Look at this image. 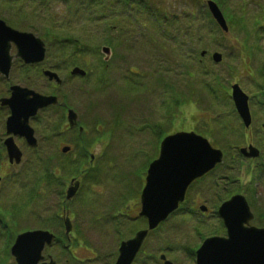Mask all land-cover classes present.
Wrapping results in <instances>:
<instances>
[{"label":"rangeland","instance_id":"374dc122","mask_svg":"<svg viewBox=\"0 0 264 264\" xmlns=\"http://www.w3.org/2000/svg\"><path fill=\"white\" fill-rule=\"evenodd\" d=\"M45 1L48 8L40 11L36 0H0V18L22 32L34 33L37 35L35 37L42 41L44 38L39 37L38 34L43 36L48 34L50 41H46L44 66L52 67L64 79V86L60 89L66 96L63 99L77 111L86 130L92 132V144L95 143L92 152L97 161L93 169L89 165L86 166L83 193L86 188L90 190L83 199L86 202L79 197V203L73 201L68 210V215L73 213L71 214L73 225H77L74 232L75 239L71 238L70 243L76 254L81 256L76 257L77 260L73 257L67 260L69 253L68 250L63 253L65 251L63 246H67L69 241L63 239L60 243L54 241L46 247L44 250L46 259L47 255H51L57 264H72L69 263L70 261L76 262L75 264H112L116 259L120 241L131 237L134 231L146 228L143 220L138 216L141 208L139 195L147 164L151 158L155 159L158 155V136L160 129L163 128L167 133L180 129L194 130L206 138L210 136V142L218 148H221V144L226 146L222 142L224 139L236 147L252 143L262 151L257 159H245L241 156L237 158L236 150L232 149V156L226 157L219 168L194 181L187 193L185 192V201L180 209L148 234L143 248L146 252L145 256L149 257L140 255L138 257V264H162L158 258L164 253L174 264H195L194 252L202 241L208 236L222 232L223 225L217 209L223 201L234 193H241L246 197L251 193V197H261L260 200L264 201L263 113L256 103V105L250 103L252 123L251 127L246 129L239 121L233 105L228 102L229 96L225 88L220 90L218 84H214V89L210 90L212 96L217 94L218 96L214 97L213 103L210 104L207 88L197 86L202 82L196 83L194 80H211V75L209 77L207 73L212 70L220 76L224 87L238 82L246 93L256 94L260 81H264L259 75L260 69L264 67V0H225V2L215 0L225 11L227 30L219 26L211 27L206 21V10H208L206 0H154L156 4H162L160 6V11L164 14L161 15L162 20L147 15L145 10H140V13L139 5L135 4V0ZM143 2L147 4L146 6H150L152 0H143ZM230 19L233 21L231 22ZM158 23L161 26L156 27ZM107 26L111 29L107 30ZM178 27L182 32L181 38L177 37L180 34ZM110 31V37L114 40L112 41L114 57L108 67L99 65L100 62L103 63L101 57L98 56L97 51L93 52L88 46L82 52L85 57L76 53L77 44L79 47H83L86 43L99 45L100 41L108 38ZM58 39H61L59 40L61 42ZM63 39L69 40L62 41ZM73 43L76 44L71 46ZM203 50L209 54L201 55ZM214 51L222 53L221 63L213 60L211 54ZM110 58L111 55L106 57L108 60ZM83 60L87 62V66ZM69 62L83 63L84 67L90 69L89 77L68 80L69 70L73 67H69ZM17 65L13 69L14 76L19 72L20 66ZM98 66L102 67L98 68ZM187 72H191L194 78ZM139 74L146 76L142 79L143 86L126 85L125 79H139ZM27 75L29 74L23 72L14 80L15 83H20V79H23V85L38 81L33 84L36 91L41 93L51 91L40 72L36 73V79H31ZM159 79H163L167 84V89L166 85L162 87L166 93L164 94L162 90L155 93L148 92L151 88H159ZM226 80L229 81V85ZM101 82L103 88L99 90L98 85ZM4 93L5 90L1 89L0 84V96ZM172 96L174 99L176 97L180 99V109H176V105L173 108L163 105L162 98H165L166 103V99H173ZM121 100L129 102L124 105L125 122L120 123L116 128L110 126L108 120H105L104 124L105 129L115 128L122 132L117 137L101 139L99 132L95 130L102 129L104 124L95 125L97 112L104 113V118L107 119L110 117L108 112L110 105H115ZM94 103L96 106L100 103L101 106L96 109L93 107V110L87 108ZM8 115L4 107H0V121ZM45 116L46 114H41L40 120ZM55 121V119L50 122L43 120L38 127L32 124L39 138V149L25 150L24 162H29L32 157L43 151L48 161L52 158L53 163V152L56 147L49 142V135L54 130L49 123L53 125ZM220 125H228L223 130V138L218 132ZM57 137L59 140L55 142H59L60 145L69 144V138L65 134ZM18 144L23 149V143L18 142ZM73 158L71 156V159ZM40 162L42 164L41 160ZM52 163L49 162L47 165L52 173L49 169L43 168L39 173L34 171L32 179L30 169L23 171L22 177L27 181L31 180L26 187L23 184L26 192L31 193V197L33 192L36 196L42 193L41 197L45 195L53 207L56 203L52 194L53 187L66 178L78 175V171L73 170V167L52 168ZM41 164L37 166L40 167ZM18 170L19 168L4 171L10 174ZM92 171L96 173L94 184H92ZM2 175L3 170L0 172V176ZM55 175L60 177L59 182L53 180ZM18 176L20 177V174ZM19 177L13 178L9 183L14 194L25 190L15 185L19 184ZM22 177L20 179L23 180ZM7 190L6 185L4 189H0V205L13 209L11 203L13 192ZM62 195L64 196V191ZM60 199L61 202H66L65 197ZM28 201L20 202L21 214L24 213V216L17 218V227L43 228L48 224V219L55 220L52 211L46 213L42 209L32 216L28 211L36 204L37 199L30 200V205ZM121 203L124 204L120 211L125 213L124 217L127 219L119 229L111 221L109 211L111 206L115 207ZM201 205L208 209L203 212L204 214L199 212ZM90 208L95 209L89 210ZM258 209L264 211V203L258 205ZM106 212L109 213L106 215ZM255 221L252 223L256 224ZM48 228L58 235L56 229ZM11 233L13 235L15 229L11 230ZM6 239L7 236L0 235V248L5 244ZM74 241L78 243L77 246L73 244ZM106 254L108 257L103 260ZM4 256L1 255L0 259ZM142 258L146 260L145 263H139ZM5 262L7 259L0 261V263ZM7 263L15 264L13 257L9 258Z\"/></svg>","mask_w":264,"mask_h":264},{"label":"water","instance_id":"95a60500","mask_svg":"<svg viewBox=\"0 0 264 264\" xmlns=\"http://www.w3.org/2000/svg\"><path fill=\"white\" fill-rule=\"evenodd\" d=\"M208 8L224 30H227L226 21L218 5L208 2ZM13 38L21 58L26 63L39 62L44 59L45 47L42 40L28 32H20L6 25L0 19V41ZM11 41V40H9ZM0 46V71L6 73L10 68L11 57L2 51ZM220 53H214L213 59L219 62ZM73 73L84 74V71L75 68ZM47 75L56 76L47 71ZM233 99L236 108L249 126L251 118L248 109V96L239 85H233ZM57 102L55 96H44L34 90L15 86L9 98L2 101L8 105L11 115L6 121L9 133L18 134L27 139L28 143L35 145L33 130L28 125L30 116H34L40 108ZM75 114L70 111V121ZM10 159H20L21 152L15 146L12 138L6 140ZM68 148H64L67 151ZM241 149V152L250 157L259 155V150L253 146ZM222 160V152L212 148L209 142L193 132H178L168 135L161 142L159 156L153 160L147 170L146 183L142 190L141 215L148 217V229L155 228L169 213L175 210L179 201H182L187 186L196 178L212 170ZM72 193H69L71 196ZM205 210L204 207H202ZM227 229L226 236H213L207 238L196 251V264H264V227L249 225L253 218L246 198L235 195L224 202L219 210ZM66 233L72 230L69 218L65 219ZM148 229L140 230L135 237L121 243L120 255L115 264H132L135 255L140 250ZM54 235L48 231L35 230L21 234L13 247V252L19 264H38L44 257L42 251L46 244H51ZM164 264H173L161 255ZM42 264H55L54 261Z\"/></svg>","mask_w":264,"mask_h":264},{"label":"flooded vegetation","instance_id":"af4514ba","mask_svg":"<svg viewBox=\"0 0 264 264\" xmlns=\"http://www.w3.org/2000/svg\"><path fill=\"white\" fill-rule=\"evenodd\" d=\"M59 40H61V39H58V41ZM62 41H65V39H63ZM2 42H3V46H4L2 51L11 57V63H10V68L8 69V71L6 73L0 71L1 89L5 90V93L2 96H0V107H4V110L6 111V113H9V115L7 117H5V119H2L0 121V170L1 169L6 170V169L19 168L18 171H19L20 177L18 176L19 175L18 171L16 173H10V176H13L15 178L19 177V188L23 189V184L26 187L27 185L30 184L31 181H23L22 179H20L22 177V172L33 169V168H37L38 167L37 165L41 164L40 153H43V151L39 152L36 156L32 157L29 162L22 161L20 163H17L15 158L10 159V157L8 156L7 147H6V140L8 138H12L18 146H19L18 142L23 143V149L19 146L21 148L23 154H24L25 150L26 151H28V150L33 151V150H36L37 148H33V146H30L28 144V142L24 138L18 136V134L9 133L7 131L6 121H7L8 117L11 115V109L8 105H2V101L5 98H9L11 96L13 87L20 86V87H27L29 89H34L33 84L37 83L38 81H32V84L28 83V84L23 85V82H22L23 79H20L19 82L21 84L15 83L14 80L19 78L23 74V72L29 74L27 76L31 79H36V73L40 72L42 77L45 78L43 80L49 84L50 90H51L50 92H45V93L52 94L51 96L56 95L58 97V100H57V102L50 103L47 106H45L44 108L38 110V112L34 116L29 117L28 122H29L30 126L33 128L35 126H32V124L37 125V127H38L40 122H42L43 120H47L50 122L51 120L55 119L56 121L54 122L53 125L51 123H49L50 127H53V128H55L57 123L61 122V124H60L61 128L58 129V131H56L54 129L52 131V134L49 135V138H50L49 142L50 143L52 142L54 144V147H56L54 149V152H53V163H52V158L49 159V162L52 163L51 164L52 168L65 169L68 167H73V168H76L75 169L76 171H77V169H79V175L78 176H71V177L66 178L65 180H63L61 182H59L60 177L58 175H55L53 180L54 181L57 180V182H59V183L53 187L52 194L54 196V199L61 201L60 198L67 197V192L70 190V188L75 186L76 180H79L80 186L77 188L75 196L71 199V201H77L78 202L79 197H81L80 199H82V200L85 199L86 198L85 197L86 190L83 193V191L85 189V185L83 187V182H84L85 174L87 172L86 166L89 165L93 169V167L96 166V164H97L96 156L88 150V146H93V145H95V143L92 144V139H91L92 132L89 133L86 130L83 122L81 121V118L78 116L77 111H75L76 115H75V118L72 120V122L70 123V121H69L68 111L70 109H72V107L69 106L68 101H64L63 98L59 97L60 94L61 95L63 94V92L60 89L62 88V86H64V82H65L64 79L61 80L60 82H57V81L55 82L54 78H52V79L46 78L44 76V74H45L46 69L49 67L44 66V61L41 63H39V62L38 63H26V62H24V60L21 58V56L19 54L20 52L17 48L16 41H0V43H2ZM16 64H18L17 66H20V68H19V72H18L17 76H14L13 75V69H14V67H16ZM23 69L25 71H23ZM76 77H78V75H72L69 71V79L68 80H72V78L74 79ZM131 79H133V78L129 79L131 85L135 84V82L131 81ZM102 88H103V82H101L98 85L99 90H101ZM6 93L8 95H5ZM110 101H112V100H110ZM96 103H98V101ZM96 103L89 105L87 108H90L92 110L94 109L93 107H95V109H96V107L99 108L101 106V104L99 103L98 106H96L95 105ZM123 106H124V100H121L118 103L116 102L115 105H110V109L108 110V112L111 114H115L118 111H120L123 108ZM43 113L46 114V116L44 117L43 120H40V115ZM89 113H91V112L89 111ZM97 113L100 115L102 114L100 112H97ZM99 124H100L99 121L97 123H95L96 126H98ZM82 127H83L84 131L81 133L80 128H82ZM34 130H35V128H34ZM95 131H98L101 139H105V140H107L108 138H111L113 136L117 137L119 135V133L122 132L120 130L117 131L116 129H99V130L96 129ZM85 132H87L89 134H86ZM61 134H65L67 136V138H69V144L60 145L59 142L58 143L55 142V141L59 140V138L57 136H59ZM42 137H44V136H42ZM73 141H74V143H76L78 145L79 151H77V152H73V149L75 146ZM38 142H39V138H38ZM63 146H70L71 150L68 152H63L62 151ZM70 156H73L74 158L71 159V158H69ZM88 156H89V158H88ZM68 158L70 160H67ZM90 161H91L92 165H91ZM49 171L52 173L51 169ZM6 177L7 176H4V175L0 176V189L5 188L4 180L6 179ZM11 180H12V178H11ZM20 180H22V181H20ZM63 191H64V196L62 195ZM25 196L26 197H24V195H23V191L22 192L17 191L16 194L12 193L11 203H13V209H11V212L8 215L9 217H12V216L16 217L19 214L18 210L20 209V202H24L25 200H33V199L42 198V197H31L30 198V197H27L28 196L27 194ZM0 198H1V196H0ZM83 202H86V200H83ZM2 207H5V206L2 205ZM2 207L0 205V231L6 229L8 227L11 228L10 224L8 223L6 216L3 214V213H5V211L3 210ZM56 207L57 206H55L54 209L57 212ZM68 210H69V206L67 204H65L64 202H62L61 210H60L61 213L57 212L56 220L59 221V218H62L64 213H68ZM199 212L203 213V211L200 209H199ZM52 222H53V220H52ZM113 223H115L116 225L121 224L120 221H115V222L113 221Z\"/></svg>","mask_w":264,"mask_h":264},{"label":"trees","instance_id":"16d2710c","mask_svg":"<svg viewBox=\"0 0 264 264\" xmlns=\"http://www.w3.org/2000/svg\"><path fill=\"white\" fill-rule=\"evenodd\" d=\"M42 0H38V2H41ZM137 1V2H136ZM224 2H225V0H224ZM155 2H154V0H152V3H151V6H146L147 4H145L144 2H143V0H135V4H137V5H139L138 6V9H139V11L141 10H145L146 11V13H147V15L148 14H150V15H152V16H154L155 17V15H156V13H158V12H156L155 10H157V11H159V9H160V6L162 5L161 3H157V4H154ZM44 5L45 6H42L44 9H47L48 7H46V3H44ZM224 8H225V5H224ZM149 9H151V10H149ZM226 9V8H225ZM141 11H140V13H141ZM224 13H225V11H224ZM228 13V12H227ZM229 14V13H228ZM230 15V14H229ZM205 19H206V21L209 23V25L211 26V27H214V26H218L217 25V22L214 20V18H212V16H211V14L209 13V11L208 10H206V16H205ZM230 21L232 22L233 20L232 19H230ZM109 29H111V27L110 26H107V30H109ZM178 30H179V35H177V37L179 38H181L182 37V32H181V29L178 27ZM48 33V32H47ZM111 36V31L108 33V38L105 40V41H114L113 40V38H111L110 37ZM69 39H65V41H68ZM91 41V40H90ZM126 41H128V40H126ZM263 69V68H262ZM212 71V70H211ZM209 71L207 74H208V76L210 77V75H211V77H212V79L210 80V79H208L207 81H201V80H195L196 81V83L197 82H202V84L201 85H203V86H205V87H211L212 89H214V86H213V82L214 81H216V82H218V88H220V90L222 89V88H225L224 86H223V83H222V80L220 79V76H218V74L216 73V71L214 72V71ZM263 74H264V69H263ZM162 83H164L163 82V80H162ZM161 83V84H162ZM166 89H167V85H166ZM155 90V88H151L150 89V91H154ZM165 93H166V90H165ZM218 96V94L217 95H214L213 97H217ZM256 97H263L264 98V82L263 83H260L259 84V89H258V95L256 96ZM172 98H174L173 96H172ZM177 98V97H176ZM174 100V99H173ZM169 101H171V102H173L172 101V99H170ZM60 124H61V122H59V123H57V125L55 126V130H58V129H60L61 128V126H60ZM163 133V132H162ZM162 133H161V135H162ZM67 160H70L69 158L67 159ZM41 161H42V164H41V168H38V169H36L35 171H37L38 173L39 172H41V170L43 169V168H46L47 169V165H48V159L46 158V157H42L41 158ZM73 170H74V168H73ZM38 195L41 197L43 194L42 193H38ZM45 196V195H44ZM258 221L260 222V223H263L264 221L263 220H261V219H258Z\"/></svg>","mask_w":264,"mask_h":264},{"label":"bare ground","instance_id":"6f19581e","mask_svg":"<svg viewBox=\"0 0 264 264\" xmlns=\"http://www.w3.org/2000/svg\"><path fill=\"white\" fill-rule=\"evenodd\" d=\"M10 40V38L8 37V38H5V39H3L2 41H9ZM0 46L3 48L4 46H3V42L2 43H0Z\"/></svg>","mask_w":264,"mask_h":264}]
</instances>
